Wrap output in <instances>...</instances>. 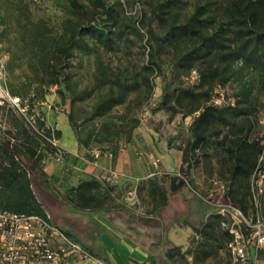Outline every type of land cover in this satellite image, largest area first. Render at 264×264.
Wrapping results in <instances>:
<instances>
[{"label":"trees","instance_id":"trees-1","mask_svg":"<svg viewBox=\"0 0 264 264\" xmlns=\"http://www.w3.org/2000/svg\"><path fill=\"white\" fill-rule=\"evenodd\" d=\"M89 1L59 0L58 5L63 11L59 28L48 25L43 18H34L31 0H26L24 24L14 11L7 12L6 16L0 12V42L5 43L10 56L7 63L8 89L11 96L19 98L18 105L7 98L0 100V213L39 215L51 221L45 201L39 195V186L60 200V204L70 199L69 193H65L60 186L61 178L48 176L45 171L47 157L67 153L55 143L62 136V131L47 123L44 106L48 104L53 87H59L57 94L62 100L65 93L61 87L73 90L69 68L77 50H89L91 43L113 50L123 37L118 33L123 32L119 29L121 25L116 26L120 11L103 0ZM149 3L150 18L157 19L162 47L171 54L174 65L186 74L199 65L204 66L200 68L197 85L177 87L172 93L164 95L163 103H171L169 109L176 110L180 106L185 116L199 111L190 127L191 137L183 148L184 164L196 156L197 150L208 145L211 129L215 128L220 134L222 127L230 124L228 114L234 112L233 108L223 109L208 103L216 83L229 79L228 71L238 65L249 73L260 68V82L264 86V0H167L164 4L151 0ZM99 7L103 10L99 11ZM178 8L185 9V12L182 14ZM102 14L108 15V20L104 21H114V28L101 26L99 19ZM150 33H153V26H150ZM150 54L146 70L153 73L160 67L153 52ZM142 83L149 98L153 82L148 73ZM115 87H121V93L120 79L110 82L112 94ZM104 106H98V112ZM68 119L79 143L89 146L90 140L81 138L71 113ZM227 137L223 134L220 140L226 153L223 161L231 181L225 201L247 212L244 198L238 196L239 189L233 184L239 178L250 180L252 174L257 180L258 172L264 170V144L248 142L241 137L228 144ZM95 186L93 181H83L74 189L80 199L90 202L94 197L89 190ZM250 187L249 181L247 189ZM162 198L165 205L166 195ZM202 199L211 201L203 195ZM220 220V213L212 212L201 227L194 228L201 236L212 237L214 229L221 228ZM223 233L227 242L229 234L225 230ZM194 240V237L190 238V247ZM164 260L166 264H188L183 252Z\"/></svg>","mask_w":264,"mask_h":264},{"label":"rangeland","instance_id":"rangeland-1","mask_svg":"<svg viewBox=\"0 0 264 264\" xmlns=\"http://www.w3.org/2000/svg\"><path fill=\"white\" fill-rule=\"evenodd\" d=\"M58 1L31 0L30 7L34 18H43L48 25L59 28L63 11ZM154 1L164 4L167 0ZM103 2L120 11V20L116 26L121 25L118 28L123 32L118 33L123 37L119 40V46L108 50L105 46L91 43L89 50H77L69 68L73 90L61 87L65 93L62 100L57 94L59 87H53V93L48 96V104L44 106L47 115L51 119L54 118L57 124H62L71 113L81 138L90 140L89 146L86 147L91 152L96 148L115 151L119 147L130 145L138 154L140 150L146 149L147 152L152 151L159 159V155L172 149L182 151L183 155V148L187 146L191 137V124L199 111L185 116L180 106L176 110L169 109L171 103L167 105L163 103L164 95L166 92L172 93L177 87L197 85L200 81V68L204 66L199 65L190 74H186L180 67L174 65L171 54L162 47L161 29L157 19L150 18L151 0H103ZM26 3V0H0L1 15L6 16L7 12L14 11L24 24ZM90 6L92 7L91 4ZM98 9L103 10L101 7ZM178 10L182 14L185 12V9ZM107 18L108 15L102 14L99 19L101 26L114 28L113 20L104 21L108 20ZM150 26H153V33H150ZM182 49L185 53L184 45ZM151 52L160 67V70L153 73L146 70ZM9 58L5 43L0 42V100L10 94L7 70ZM146 73L153 82V92L149 98L146 86L142 83ZM227 74L229 79L216 83L208 103H214L223 109L233 108L234 112L228 114L230 124L228 127L223 126L220 134L216 133L215 128L211 129L208 145L197 150L196 156L179 168L181 177L184 175L187 179L188 189L180 187L176 190H167L166 203L161 214L168 225L176 221H187L193 227L199 228L206 221V216L216 211L217 207L212 203L216 201L222 203L226 199L231 181L227 165L223 161L226 159V153L220 144L223 134L228 135V144H232V140L238 137L245 138L248 142L259 141L264 144V86L260 82L262 70L259 68L249 73L238 65ZM117 79L121 81L122 91L121 93L119 91L121 87H115L112 94L110 82ZM104 104V109L98 112V106ZM133 125L136 126L132 127ZM148 132L152 134L153 145L146 141ZM259 160H262V155ZM174 175L176 174L162 173L161 179L170 182ZM249 181L251 187L247 189ZM233 185L239 189L238 196L244 198L247 206V212L241 209L244 214L249 218L260 215L264 221V178L261 188L257 186L254 174L250 180L239 178ZM38 190L40 197L45 201L44 205L51 220L62 227L73 229L74 233L81 230L92 239L99 238L97 234L101 235L102 231L112 229L111 220L104 221L95 215L92 227H83L79 221H72L61 213L65 209L74 210L72 207L60 204L61 201L48 193L44 187L39 186ZM193 190L201 196L211 198L212 203L203 200L197 193L188 198V193H192ZM231 205L240 209L237 205ZM150 210L146 207V211ZM144 211L142 202L135 205L136 215L141 216ZM211 235L212 237L202 236L195 239L193 246L190 247L189 243L187 249L184 247L185 244L181 245L182 251L193 254L194 260L198 261L217 257L220 260H227L226 256H221L226 245L223 229L216 227ZM213 237L217 240L212 239ZM108 241L109 245L113 243L112 238ZM260 257L264 260V254ZM162 260L165 263V260Z\"/></svg>","mask_w":264,"mask_h":264},{"label":"crops","instance_id":"crops-1","mask_svg":"<svg viewBox=\"0 0 264 264\" xmlns=\"http://www.w3.org/2000/svg\"><path fill=\"white\" fill-rule=\"evenodd\" d=\"M47 123L56 125L62 131V136L55 143L67 153L62 158L52 155L45 160L47 175L61 178V188L69 193L70 199L64 200L63 205L74 209H65L61 213L72 221H79L83 227H92L93 215L104 221L111 220L113 227L102 231L101 235L97 234L99 238L92 239L81 230L74 233L73 229L62 227L52 219L53 224L69 232L109 264H166L162 259L167 257L169 249H181L184 244L188 248L189 238L196 229L187 221H176L168 225L161 214L164 206L162 197L172 185V178L170 182L163 181L161 172L178 174L183 164L182 151L172 149L159 155L161 163L158 168L152 164L155 157L152 151L142 149L138 154L130 145L110 150L114 153L112 157L103 154L96 158L86 146L79 143L68 116L66 122L57 124L54 118L47 115ZM146 141L153 145L150 132L147 133ZM110 170L121 175L107 180L105 177ZM83 181H93L96 184L95 188L89 190L94 197L93 201L82 200L77 196L74 188ZM134 188L137 190L130 197L129 192ZM182 188L187 190L188 186L184 184ZM194 193L202 198L196 190L188 193L187 197L192 198ZM141 202L145 211L139 216L135 214V205H140ZM222 203H226L225 200ZM222 203H212L217 207L214 212H219ZM146 207L151 210L146 211ZM48 215L50 217L49 212ZM208 216L209 214L206 219ZM110 238L113 242L111 245L108 244Z\"/></svg>","mask_w":264,"mask_h":264},{"label":"built area","instance_id":"built-area-1","mask_svg":"<svg viewBox=\"0 0 264 264\" xmlns=\"http://www.w3.org/2000/svg\"><path fill=\"white\" fill-rule=\"evenodd\" d=\"M14 105L19 104V98L7 94ZM94 157L105 154L112 157L110 150L96 148L92 150ZM62 153L58 156L62 158ZM152 164L157 168L160 159L153 157ZM164 173V172H161ZM121 174L110 170L106 179L118 177ZM181 177V174H176ZM257 186L261 188L264 170L258 172ZM181 178H184L183 176ZM185 179V178H184ZM186 180V179H185ZM136 188L129 192L132 197ZM220 226L229 234L221 256L203 262H197L193 254H186L188 264H264L261 255L264 254V221L258 215L247 217L244 212L229 203L220 205ZM195 239H200V233H194ZM190 237V238H191ZM189 238V240H190ZM0 264H109L104 259L92 254L84 245L39 215H26L2 212L0 213Z\"/></svg>","mask_w":264,"mask_h":264},{"label":"water","instance_id":"water-1","mask_svg":"<svg viewBox=\"0 0 264 264\" xmlns=\"http://www.w3.org/2000/svg\"><path fill=\"white\" fill-rule=\"evenodd\" d=\"M184 184H186V180L184 178H181L178 175H174L172 177L171 189L176 190V189L182 187ZM178 254H182V250L178 247H173V248L168 250L166 255L168 258H172Z\"/></svg>","mask_w":264,"mask_h":264}]
</instances>
